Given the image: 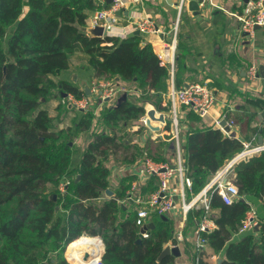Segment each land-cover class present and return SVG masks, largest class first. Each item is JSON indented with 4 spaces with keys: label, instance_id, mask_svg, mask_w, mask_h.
I'll return each mask as SVG.
<instances>
[{
    "label": "trees",
    "instance_id": "obj_1",
    "mask_svg": "<svg viewBox=\"0 0 264 264\" xmlns=\"http://www.w3.org/2000/svg\"><path fill=\"white\" fill-rule=\"evenodd\" d=\"M24 2L29 10L22 17ZM103 7L95 0H0V264H72L66 251L81 237L102 239L105 264L175 262L174 255L159 259L169 242L178 243L173 220L166 214L150 229L149 237L139 241L137 213L128 214L124 207L135 176L123 177L114 188L115 196L94 203L112 188L106 162L122 147L123 165L134 163L144 149L156 162L168 160L164 141L143 149L122 136L147 113L148 105L168 113L169 67L143 34L99 37L84 31L86 10ZM17 20L8 36V27ZM181 45L178 40V48ZM75 53L88 56L81 72L124 82L132 90L121 103L98 114L93 107L80 109L72 125L60 127L41 105L44 98L48 101L56 94L54 89L60 97L63 93L78 99L86 96L85 89L68 77ZM53 76L62 78L56 81ZM175 84L185 85L177 70ZM182 110V148L187 175L193 181L188 191L191 198L243 149V142L215 128L208 117L186 106ZM84 133L91 138L75 165V139ZM235 174L241 197L227 204L219 195L213 196L217 228L203 234L208 246L201 264H212L213 255H221L222 264H264L263 218L253 231L234 239L252 208L249 199H264V152L236 164ZM158 182L152 177L143 194L157 190ZM202 214V208L192 210L188 224L196 225ZM192 250L195 264L194 246Z\"/></svg>",
    "mask_w": 264,
    "mask_h": 264
},
{
    "label": "crops",
    "instance_id": "obj_2",
    "mask_svg": "<svg viewBox=\"0 0 264 264\" xmlns=\"http://www.w3.org/2000/svg\"><path fill=\"white\" fill-rule=\"evenodd\" d=\"M129 1L130 3L124 8L123 13L118 15L117 30L132 22L149 20L152 24L160 26L168 32L173 27L179 15L180 0H172V3L168 0ZM95 2L97 6L104 5V7L111 4H108L107 0H95ZM247 3L248 1L246 0H213V5L208 4L205 7H200L201 9L198 13L191 10L187 4L180 15L179 40L182 45L177 50L174 75L176 77L177 70L178 78L185 85L189 82H207L214 90L217 95V101L211 115L208 116V120L211 123H214L216 119L224 115H228L235 122L231 127V134H234V137L244 142L252 140L256 136L257 142L262 143L264 142V77L262 76L264 72V27L260 26L259 28H255L253 34L241 30V22L238 19V15L244 14ZM28 10L29 8L24 2L22 17L27 14ZM97 10L99 9L86 10L88 18L85 27H95L93 17ZM127 12L129 13L127 14ZM18 22L17 20L9 27L7 30L8 36L13 34ZM86 32L89 34L88 31ZM140 34H143L146 40L152 44L156 53L162 50L164 45L161 42L163 38L162 34L158 36L152 32L144 31H141ZM106 35L104 34V36ZM75 58H79L77 63ZM87 61L88 56L83 53H75L71 57L73 70L70 73L74 71V73L78 72L77 74L81 77V83L79 85L83 89H85V81L87 82L96 78L89 77L79 70V68L87 64ZM253 65L257 66L259 73L255 79H251L248 74L249 68ZM169 78L168 90L171 84V77ZM119 82L120 84L126 85L129 90H132L128 84ZM129 93L127 94L129 95ZM92 94H89V96ZM106 101L105 104L107 107H110L112 103L114 105L118 103V100ZM151 108L155 107L152 105L147 106V114ZM95 113L98 114L99 112ZM161 113L156 110V116H159ZM181 113L184 118L185 112L182 110ZM63 122H59L60 125ZM153 125L166 129V126H163L160 122H153ZM145 130H147L146 134L144 132ZM125 131L128 133V136L131 135L129 132L134 134L131 142L139 146L150 143L157 144L159 141H164L166 157L168 160L173 159V154H175L173 141L165 139L156 140L152 132L153 129L149 125L145 127L138 121L128 126ZM171 150H173V153L170 155L169 152ZM125 165L127 164H124L122 167V177L117 185H114L110 179L112 188L108 189L114 191L113 196L116 194L114 188L118 187L123 177L132 176L129 175L128 165ZM146 185L141 186V193H143ZM103 194L105 195V192ZM105 198L108 199L111 197L105 195ZM249 202L252 208L256 210L258 218L264 219V199L251 198ZM124 203L128 214L132 211L136 212L137 206L133 202L125 199ZM173 214L176 215V212H171L166 215L173 220L175 237L181 250V256H175L174 264H192L193 234L197 224H188V216L186 218L181 216L179 219L174 217L175 215ZM162 216L158 217L161 218ZM158 221L159 219H153L152 222L157 226ZM245 232L236 234L234 239H240L246 234ZM179 236H182V241L178 239ZM86 248L100 250L103 253L105 246L101 240L100 246L86 245L80 249ZM78 252L69 254L68 248L66 251L67 258L72 264H86L82 262L81 254ZM220 258L221 255H213L210 259L212 264H218Z\"/></svg>",
    "mask_w": 264,
    "mask_h": 264
},
{
    "label": "built area",
    "instance_id": "obj_3",
    "mask_svg": "<svg viewBox=\"0 0 264 264\" xmlns=\"http://www.w3.org/2000/svg\"><path fill=\"white\" fill-rule=\"evenodd\" d=\"M104 1V0H103ZM190 0H180L179 15L170 31L166 32L160 26L152 24L149 20L132 22L131 24L123 26L120 30L118 27L117 11L124 9L129 0H113V2L106 7H103L95 13L93 17L94 26H103L105 34L109 36L128 37L133 35L136 30L144 32H152L163 35L161 42H163L162 50L155 52L162 60L163 64L169 67V74L171 77L170 88L166 93L169 103L168 113H163L165 116L166 129L160 127L158 131H152L156 140L165 139L173 141L175 154L173 159L165 162L154 161L148 153L146 144H142L144 151L141 156L134 163L127 164L129 175L136 177L127 192V201L133 202L136 208V223L141 229L145 228L155 217L169 214L171 212L180 213L185 218L194 209H203L201 219L198 221L194 229V247L196 249V263H200L201 254L208 246V239L203 235L217 228V224L213 219L215 210L212 207V199L214 195H219L227 204H232L239 199L240 191L236 183L235 166L243 160H248L254 155L264 152V142L258 143L257 137L254 136L252 140L243 142V149L230 159L222 168L215 172L214 176L207 183V185L197 194L191 198L188 197V191L192 189L193 181L187 175V168L185 166V159L182 148V127L180 119L182 118L181 108L186 106L202 117L211 115L212 110L217 101V95L207 82H189L182 87H177L175 84V65L178 50L179 40V24L180 15L183 8ZM200 7H205L208 4L213 5V0H197ZM241 22V30L249 34H253L257 26L264 27V0H249L243 15H238ZM248 74L251 79L258 77V68L253 65L249 68ZM131 90L126 85L120 84L114 79H102L92 81L91 93L97 94L98 103L102 104L106 100H118V98L125 92L129 93ZM70 104L75 105L79 109L87 110L93 100L91 96L78 99L72 94H68ZM96 103V102H95ZM164 103V105L168 104ZM99 112V110H96ZM149 116L146 113L139 122L141 125L148 127ZM226 119L227 125L231 128L234 125L233 120H229L227 115L215 120L214 127L222 130L228 135L231 132L226 131L222 121ZM168 123L170 128L167 127ZM162 130V131H161ZM147 133V130H145ZM169 136V137H168ZM125 165V166H127ZM156 176L159 180L158 188L154 192L147 195L141 193V186L147 184L152 177ZM64 189V186H61ZM259 226V218L256 210L251 208L248 212L246 221L240 232L253 231ZM150 229H146L142 233V237H149ZM178 239L183 240L182 236ZM101 242V240H100ZM169 245L176 246L178 243L169 242ZM96 247V246H95ZM102 252L98 253L94 250V255L86 264H105L101 258Z\"/></svg>",
    "mask_w": 264,
    "mask_h": 264
},
{
    "label": "rangeland",
    "instance_id": "obj_4",
    "mask_svg": "<svg viewBox=\"0 0 264 264\" xmlns=\"http://www.w3.org/2000/svg\"><path fill=\"white\" fill-rule=\"evenodd\" d=\"M75 59H76V63H77L79 61L78 60L79 58H75ZM71 69L73 70V66L72 65H71ZM74 72L69 73L68 77L71 79L72 82H74L75 84L79 85V83H81V77L77 74L78 72H76V73H74ZM61 78L62 77H60V76H53V79L56 80V81L60 80ZM94 80H97V79L95 78V79H93V81ZM98 80H102V79H98ZM84 85H85V87L89 86L91 88L92 87V82L91 81H87V82L85 81ZM53 92L54 93L56 92V94H58V91L56 89H54ZM56 94L51 96L48 101L45 100L43 102V104L41 105V108L47 109L49 111V113L52 115L53 119L55 120L56 124L60 125V123H58V122H59L60 119H63L64 122L60 125V127H63V126L66 127V126L72 125L73 122H74V119L76 118L75 114L80 109L78 107H76L75 105L70 104V100H69V96L68 95L66 97H63V96L60 97L59 95L57 96ZM90 96H91L90 98H91V100H93V102L89 106L95 108V110H101L102 108L107 107L105 102L102 103V104L98 103L97 94H92ZM60 104L62 105L61 110L58 109V106ZM67 105H69L70 108H74V109L72 111H66L65 107ZM111 106H114V104L112 103ZM129 134H131V135L128 136L127 134H124L122 137L123 138H128L129 137V138H131V140H133L134 134H132L131 132H129ZM145 134H146V132H145ZM90 138H91L90 134H85L84 133L80 137L75 139V146H74V161H75V165L80 161L83 148L85 147V145L87 144V142L89 141ZM133 150L134 149L131 148L129 150V154ZM169 153L171 155L173 153V150H171ZM124 155H125V151H124V148L122 147V149H120L119 152H117L116 154H113L109 158V161L106 162V164L111 168V180L113 181L114 185H117L119 180H120V178L122 177L123 164L121 163V161L123 160ZM64 184L65 183H62L61 185L64 186ZM104 198H105V195L103 194L99 199L94 200V203L95 204H101L104 201ZM173 215H175V214H173ZM181 216L182 215L180 213H176V215L174 217L180 219ZM157 219H159V217L155 218V220H157ZM97 252L101 253L100 250H97Z\"/></svg>",
    "mask_w": 264,
    "mask_h": 264
},
{
    "label": "water",
    "instance_id": "obj_5",
    "mask_svg": "<svg viewBox=\"0 0 264 264\" xmlns=\"http://www.w3.org/2000/svg\"><path fill=\"white\" fill-rule=\"evenodd\" d=\"M170 3H172V0H168ZM246 1H249V0H246ZM113 2V0H107V3L108 4H110V3H112ZM188 5H189V8L191 9V10H193V11H196V13H198L199 11H200V5H199V2L197 1V0H190L189 1V3H188ZM123 11H124V9H122V10H119V11H117V15H120V14H122L123 13ZM129 12H127V14H128ZM260 26H257L256 28H259ZM83 29L85 30V31H88L89 32V34L91 35V36H99V37H104V34H105V29H104V27L103 26H95L94 28H87V27H83ZM141 32H140V30H136L135 32H134V34H140ZM58 72H59V70H58ZM263 77H264V72H263V75H262ZM75 79V78H74ZM85 93L87 94V95H89V94H91V88L89 87V86H86L85 87ZM68 95V93H63V97H66ZM128 97V94L127 93H123L120 97H119V99H118V103H121L124 99H126ZM43 101H45V98L43 99ZM148 116H149V119H148V125L153 129V130H159L160 129V126H154L153 125V122H160L161 124H163L164 125V123H165V116H164V114L163 113H161V114H159V116H156V109L155 108H151L150 110H148ZM222 125H224L225 126V129H226V131H228V132H231V128L227 125V120L226 119H224L223 121H222ZM232 136L234 135V134H231ZM261 143V142H260ZM72 144V143H71ZM81 178V175H78V178H77V180H79ZM105 195L107 196V197H112L113 195H114V191H112L111 189H107L106 191H105ZM56 198H57V195L56 194H54L53 195V199H55L56 200ZM156 225H155V223L154 222H150L145 228H142L141 229V233H140V240L139 241H141V239L143 238L142 237V233H144L145 231H146V229H152V228H154ZM94 238H98L99 240H102L100 237H94ZM79 254H81V260H82V262L83 263H88V261H89V259L94 255V249L93 248H86V249H80L79 250V252H78ZM168 255H174V256H177V257H179V256H181V250H180V247L178 246V245H176V246H171V245H167L164 249H163V251H162V253H161V255H160V257H159V259L161 260V259H163L164 257H166V256H168ZM222 258H220L219 260H218V264H222Z\"/></svg>",
    "mask_w": 264,
    "mask_h": 264
},
{
    "label": "bare ground",
    "instance_id": "obj_6",
    "mask_svg": "<svg viewBox=\"0 0 264 264\" xmlns=\"http://www.w3.org/2000/svg\"><path fill=\"white\" fill-rule=\"evenodd\" d=\"M86 245H101V242L98 238H88V237H81L80 239L74 241L72 244H70L69 248V254L76 253L82 246ZM99 248V247H98ZM68 254V253H67Z\"/></svg>",
    "mask_w": 264,
    "mask_h": 264
}]
</instances>
